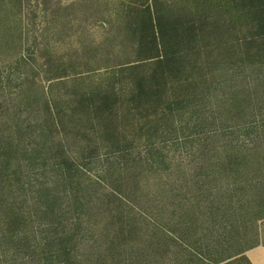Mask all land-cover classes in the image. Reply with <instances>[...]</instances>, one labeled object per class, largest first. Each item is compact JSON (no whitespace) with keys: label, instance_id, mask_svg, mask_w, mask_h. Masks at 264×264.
Instances as JSON below:
<instances>
[{"label":"rangeland","instance_id":"374dc122","mask_svg":"<svg viewBox=\"0 0 264 264\" xmlns=\"http://www.w3.org/2000/svg\"><path fill=\"white\" fill-rule=\"evenodd\" d=\"M233 10L0 0V221L17 214L36 239L72 231L75 264H264V52L245 42L253 33L179 26L166 32L178 51L168 66L127 65L150 11L178 21ZM68 166L78 202L54 183ZM17 251L0 257L26 259Z\"/></svg>","mask_w":264,"mask_h":264},{"label":"trees","instance_id":"16d2710c","mask_svg":"<svg viewBox=\"0 0 264 264\" xmlns=\"http://www.w3.org/2000/svg\"><path fill=\"white\" fill-rule=\"evenodd\" d=\"M205 1V0H201ZM228 8L235 10L228 13L223 12H199L192 15H183L181 19L175 21L170 17L157 11H150L147 15V29L149 34L145 35L139 43L138 62L127 64L130 69H133L145 62L152 64H160L168 66L170 59L178 54L176 50H169V42L171 38L168 33L170 30L178 31V27H184L188 31L197 29L199 31L211 30H228L236 29L252 32L251 37H244L245 42L257 40V47L264 52V0H223ZM183 29V30H184ZM182 34L178 35L181 37ZM181 38H175L177 42ZM149 44V45H147ZM150 58V59H148ZM163 67V66H162ZM172 70L166 67L165 71ZM154 72H150L149 78L153 77ZM132 81L136 82L140 87V77L133 73ZM57 178L55 184H61L64 192L69 200L78 202L79 187L76 171H70L69 166L65 167ZM80 205V204H78ZM42 207V206H41ZM42 214L47 213V210H41ZM7 218V217H6ZM22 217L17 214L8 216L7 220L0 221V248L2 254H6V249L15 248L17 245L18 251L22 252V256L26 259L15 260L12 257H0V264H17V263H39V262H59L61 264H75V259L72 253L73 232L60 233L56 237L44 235L42 238H34L30 236L26 230L21 231L20 227L24 224L21 221ZM24 219V218H23ZM5 251V252H4ZM8 254V253H7ZM17 254V253H16ZM14 254V255H16ZM5 256V255H4ZM7 256V255H6Z\"/></svg>","mask_w":264,"mask_h":264},{"label":"crops","instance_id":"0c3cea01","mask_svg":"<svg viewBox=\"0 0 264 264\" xmlns=\"http://www.w3.org/2000/svg\"><path fill=\"white\" fill-rule=\"evenodd\" d=\"M253 256V255H252Z\"/></svg>","mask_w":264,"mask_h":264}]
</instances>
